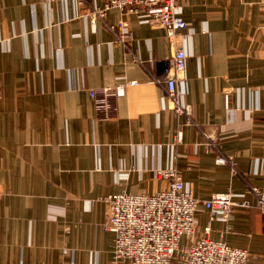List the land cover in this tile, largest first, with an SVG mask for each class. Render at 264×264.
Wrapping results in <instances>:
<instances>
[{"label":"crops","instance_id":"crops-1","mask_svg":"<svg viewBox=\"0 0 264 264\" xmlns=\"http://www.w3.org/2000/svg\"><path fill=\"white\" fill-rule=\"evenodd\" d=\"M179 2L189 116L166 100V30L140 13L0 0V264H113L105 198L166 188L154 170L169 165L195 196L233 192L232 220L210 235L264 264V0ZM120 19L127 44L110 29ZM128 81L123 96L89 95ZM208 220L198 209L197 238Z\"/></svg>","mask_w":264,"mask_h":264},{"label":"built area","instance_id":"built-area-1","mask_svg":"<svg viewBox=\"0 0 264 264\" xmlns=\"http://www.w3.org/2000/svg\"><path fill=\"white\" fill-rule=\"evenodd\" d=\"M86 1L78 0V3ZM179 1L103 0V5L96 6L91 16L103 18L109 9L119 8L123 12H138L151 25L166 30L174 48L165 77L166 100L178 115L189 116L190 108L184 102L180 83L185 80L188 64L185 40L190 34L184 32L188 23ZM110 29L117 33L120 43L127 44L133 37L125 19L111 24ZM131 83L89 89V95L91 98L123 96ZM217 161L225 163L227 159L219 157ZM154 174L167 181L166 188L154 193L122 190L105 199L103 226L115 235L113 264H249L251 253L247 249L229 245L222 236L214 239L210 235L214 220L230 223L233 218L237 203L231 190L201 198L195 196L176 166L156 168ZM254 191L257 207L264 211V192L258 188ZM240 205L249 206L247 202ZM200 208L209 211V220L204 233L197 238L196 212ZM184 238L189 240L187 244L182 243Z\"/></svg>","mask_w":264,"mask_h":264},{"label":"rangeland","instance_id":"rangeland-1","mask_svg":"<svg viewBox=\"0 0 264 264\" xmlns=\"http://www.w3.org/2000/svg\"><path fill=\"white\" fill-rule=\"evenodd\" d=\"M169 42H170V39H169ZM170 44H171V42H170ZM117 193H118V192H117ZM149 193H150V192H149ZM114 194H115V193H114ZM108 197H109V196H108ZM106 198H107V197H106ZM106 198H105V199H106ZM105 202H106V200H105Z\"/></svg>","mask_w":264,"mask_h":264}]
</instances>
